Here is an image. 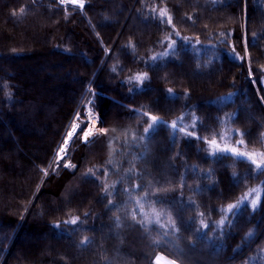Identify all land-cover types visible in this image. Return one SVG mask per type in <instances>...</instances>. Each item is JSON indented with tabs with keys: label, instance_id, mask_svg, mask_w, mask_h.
<instances>
[{
	"label": "trees",
	"instance_id": "1",
	"mask_svg": "<svg viewBox=\"0 0 264 264\" xmlns=\"http://www.w3.org/2000/svg\"><path fill=\"white\" fill-rule=\"evenodd\" d=\"M217 145L264 153V0H0V264H264V172Z\"/></svg>",
	"mask_w": 264,
	"mask_h": 264
},
{
	"label": "snow or ice",
	"instance_id": "2",
	"mask_svg": "<svg viewBox=\"0 0 264 264\" xmlns=\"http://www.w3.org/2000/svg\"><path fill=\"white\" fill-rule=\"evenodd\" d=\"M60 2H61L62 4L71 3V4H73V5H77V6L80 7L81 9L84 7V4H83L82 0H60ZM19 11H20L21 14H23L25 10H24L23 8H21ZM15 14H16V13L14 12L13 15H15ZM161 15L163 16L164 13H161ZM169 20H170V18H169ZM172 44H175V41H172ZM245 48H247V42H246V41H245ZM173 53H175V49H173ZM167 54H168V53H165L164 55H167ZM153 59H156V57H153ZM143 78H144V77H141V76H137V77H136L137 80H142ZM169 91H171V90H169ZM145 115H148V114L145 113ZM149 119L151 120V123H149L148 126H147V128H145L144 131H145L146 133H148L149 130H155V128H156V126H157L158 124L166 123V122H164V121H160V120H158V118H157L156 116H150ZM171 128H172L174 131L177 130L176 122H173V123H172ZM75 131H76V128L73 127L72 131H70V132L68 133V139H71V137H72V135H73V133H74ZM179 131H185V129L181 128V129H179ZM82 135L84 136V142H85V143H88V142H89V141H88V136L92 135V132H91V130L89 129V130L83 131V132H82ZM186 135H192V133H191V132H186ZM68 139L65 140V142H64V146H61V147L58 149V152H57V156H58V161H57V163H58V164H59V160L64 159V157L60 156V153L65 152V146H66L67 143H68ZM206 142H207V141H206ZM241 143H243V141H241ZM210 144H211V145H216V140L213 139V140L210 142ZM217 147H218L219 151H221V152H225V153L230 152V153H232L233 155H235V156H237V157H246V158H247L252 164H254V165L256 166V169H257L259 172H264V153H261V154H260V159L257 160V159H255V158H253V155H249L248 153H245V152H238V151L236 150L235 147H232V148H228V147H219L218 145H217ZM63 166H64V167H74V165H71L70 162H65V164H64ZM90 171H91V170H90ZM137 203H138L141 207H143V205L140 204V201H137ZM250 203L252 204L253 208H255V206H256V201H255V200H252ZM240 205H241V202H238L237 204H229V205L227 206V209H222L221 211H227V212H230V213L235 214V213L233 212V209H238V208L240 207ZM144 215H145V217L147 218V214H144ZM133 218H135V215L133 216ZM78 220H79V217H74V218H72L71 220L64 221V223H65V224H69V223H70V224L75 225V224L77 223ZM201 223L203 224V221H201ZM223 223H224V220L221 219V220L219 221V224L222 225ZM53 226L56 227V228H59V227H60L59 224H54ZM173 226H174V225H173ZM204 227H207V225H204ZM84 242H86V241H82V243H84ZM162 262H163V264H172L171 261H167L164 257H160V256H158V257L156 258V261L154 262V264H162Z\"/></svg>",
	"mask_w": 264,
	"mask_h": 264
},
{
	"label": "rangeland",
	"instance_id": "3",
	"mask_svg": "<svg viewBox=\"0 0 264 264\" xmlns=\"http://www.w3.org/2000/svg\"><path fill=\"white\" fill-rule=\"evenodd\" d=\"M53 1L57 2L58 4L64 5L65 7L69 5V6L78 8L80 10L84 9V7L81 9L77 5H73L71 3L62 4L60 2V0H53ZM82 2L85 5L86 0H82ZM95 95L96 94L94 91H92V90L88 91L86 97L84 98V100H83V102L79 108V111H78L75 119L73 120L72 124L70 125L69 130L66 133V135H65V137H64V139L60 145V147L64 146L65 140L68 139V133L70 131H72L73 127H75L76 131L73 133L71 139H68V143L65 146V152L60 153V156L64 157V159L59 160V164L57 163V161H58V156H57L58 150H57L55 158L53 160V163H52L51 167L49 168V170L47 171L46 174H48L51 170L57 169L59 165H61V164L64 165L65 162H70L67 160V158L69 157V152H70L71 145H72L73 141L75 139H80L82 143H85L84 142V136L82 135L83 131H86L89 129L91 130L92 135L88 136L89 142L94 140L101 133V128H102L103 123H102L100 116L96 112ZM70 164H71V162H70ZM65 168L72 169V167H65ZM158 256L164 257L167 261H171L172 264H178L175 260L168 258L167 256H165L163 254H158L156 256V258ZM156 258L154 259V262L156 261Z\"/></svg>",
	"mask_w": 264,
	"mask_h": 264
},
{
	"label": "bare ground",
	"instance_id": "4",
	"mask_svg": "<svg viewBox=\"0 0 264 264\" xmlns=\"http://www.w3.org/2000/svg\"><path fill=\"white\" fill-rule=\"evenodd\" d=\"M162 264H163V262H162Z\"/></svg>",
	"mask_w": 264,
	"mask_h": 264
}]
</instances>
